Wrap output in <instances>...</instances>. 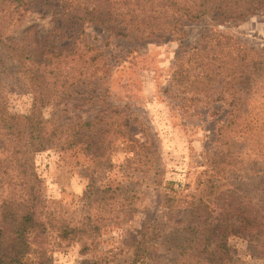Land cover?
I'll use <instances>...</instances> for the list:
<instances>
[{
  "label": "trees",
  "instance_id": "trees-1",
  "mask_svg": "<svg viewBox=\"0 0 264 264\" xmlns=\"http://www.w3.org/2000/svg\"><path fill=\"white\" fill-rule=\"evenodd\" d=\"M57 4L64 18L81 27L96 25L117 36L131 34L140 39L182 35V23L194 24L205 18L220 26L238 25L264 13V0H57ZM28 7V0H0V195L6 193L0 199V264H50L47 247L51 226L61 240L80 243L81 254H93L83 264H121L95 255L99 221L85 216L74 224L53 223L34 168V156L53 145L78 146L85 136L82 131H92L98 124L102 125L101 131L96 130L100 134L113 133L117 138L138 142L126 133L129 118L118 109H108V119L68 127L42 118V110L74 94V86L101 81L109 66L102 51L84 42L81 30L76 37L68 33L57 37L54 30L42 41L35 40L31 30L8 37V30L19 24ZM203 38V43L189 47L176 59L169 86L179 93L181 102H222L230 108L215 138L227 145V151L235 147L233 130L247 137L264 138V51L218 31L207 32ZM64 40L70 41L64 44ZM77 40L78 44L84 43L85 54L79 52ZM86 55L88 59L83 60ZM19 79L27 81L31 92L30 109L23 115L7 111L3 92L6 83ZM249 101H253L250 110ZM253 125L258 126L254 134ZM257 155L264 164V145ZM230 157L236 164V156L232 153ZM134 163L142 166L136 170L150 173L148 160ZM226 163L223 157L212 155L208 162L210 174L192 193L187 192V185L174 188L170 183L164 186L162 180L153 182L157 207L164 217L141 222L135 241L128 245L129 264H191L192 259L199 264H216L225 250L223 240L227 235L257 236L262 231L264 211L260 206L249 214L250 204L215 196L226 180ZM214 199L223 214L234 219L230 217L228 222L225 218L212 230L210 216L214 211L210 206ZM214 238L221 243L216 249ZM32 253L34 259L29 257Z\"/></svg>",
  "mask_w": 264,
  "mask_h": 264
},
{
  "label": "rangeland",
  "instance_id": "rangeland-1",
  "mask_svg": "<svg viewBox=\"0 0 264 264\" xmlns=\"http://www.w3.org/2000/svg\"><path fill=\"white\" fill-rule=\"evenodd\" d=\"M28 2L27 12L19 24L8 30V37L31 30L34 39L42 41L54 30L57 37L61 33L76 37L81 30L84 42L102 51L109 66L101 81L74 86L75 93L44 108L42 118L68 127L108 119L109 110L114 108L129 118L126 133L138 142L117 138L113 133L100 134L96 130L101 131L102 125L98 124L92 131H82L85 136L78 146L62 148L59 144L37 152L34 168L53 223L74 224L90 216L101 226L95 255L129 264L128 245L135 241L141 222L148 218L160 221L164 217L157 207L153 182L162 180L164 186L170 183L174 188L187 185V192L192 193L198 182L210 174L208 162L212 155H219L227 162L226 180L214 192L215 196L232 198L240 205L250 204L249 214L258 206L264 211V164L257 155L264 145L262 135L260 140L257 135L247 137L233 130L235 147L227 151V145L216 142L215 138L216 129L228 119L230 108L222 102L207 105L181 102L179 93L169 86L176 59L184 56L189 47L203 43V34L207 32L218 31L264 51V13L238 25L220 26L205 18L194 24L182 23L179 26L182 35L140 39L131 34L117 36L96 25L81 27L61 15L57 0ZM76 44L79 52L85 54L84 43L78 44L77 40ZM87 55L83 60L88 59ZM98 75L102 72L98 71ZM3 92L9 113L28 112L31 92L25 79L6 83ZM252 103L247 104L249 110ZM257 129L253 125L252 133ZM232 153L236 164L230 157ZM139 159L141 163L149 161L150 173L136 170L142 168L134 163ZM210 208L214 211L210 216L212 230L225 218L233 221L234 216H225L216 199ZM256 234L227 235L223 240L225 250L217 257L216 264H264V226ZM48 243L50 264H83L93 256L81 254L80 243L61 240L52 226ZM218 244L221 243L214 238L213 249ZM29 257L34 259V254ZM190 262L199 264L196 259Z\"/></svg>",
  "mask_w": 264,
  "mask_h": 264
}]
</instances>
